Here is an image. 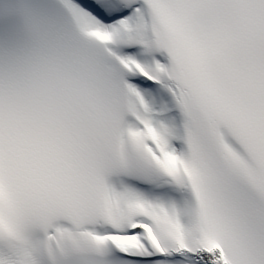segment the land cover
I'll list each match as a JSON object with an SVG mask.
<instances>
[{
  "label": "snow or ice",
  "instance_id": "6c2138e0",
  "mask_svg": "<svg viewBox=\"0 0 264 264\" xmlns=\"http://www.w3.org/2000/svg\"><path fill=\"white\" fill-rule=\"evenodd\" d=\"M0 264H264V0H0Z\"/></svg>",
  "mask_w": 264,
  "mask_h": 264
}]
</instances>
